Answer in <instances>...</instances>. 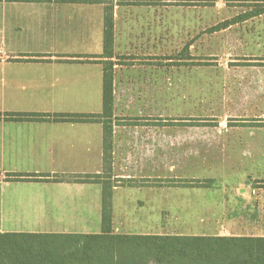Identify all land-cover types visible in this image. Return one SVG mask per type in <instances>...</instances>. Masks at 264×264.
<instances>
[{
    "label": "crops",
    "instance_id": "obj_1",
    "mask_svg": "<svg viewBox=\"0 0 264 264\" xmlns=\"http://www.w3.org/2000/svg\"><path fill=\"white\" fill-rule=\"evenodd\" d=\"M108 7L112 55L104 54ZM120 11L118 0H0V233H100L102 184L55 181L57 176L108 173L140 181L198 173V137L176 136L168 147L167 127L199 124L186 118L169 121L165 106L161 114L159 102L150 101L161 88L165 92V66L161 69L156 59L148 64L121 60L125 45L118 32L131 21ZM106 62L114 71L107 140L104 119L57 117L104 111ZM173 149L179 160L172 163L168 151ZM15 173L38 179H8ZM244 185H116L113 232L264 236V192ZM168 189L176 191L174 203H168ZM168 206L175 207L179 219L176 231L168 229ZM32 222L70 227L44 231L21 225ZM84 224L97 229L88 231Z\"/></svg>",
    "mask_w": 264,
    "mask_h": 264
},
{
    "label": "rangeland",
    "instance_id": "obj_2",
    "mask_svg": "<svg viewBox=\"0 0 264 264\" xmlns=\"http://www.w3.org/2000/svg\"><path fill=\"white\" fill-rule=\"evenodd\" d=\"M259 3L264 5V0ZM118 4L120 17L131 21L118 32L119 43L125 45L121 60L148 64L156 59L161 69L165 66V92L161 88V94H152L150 101L159 102L161 114L165 106L167 119L186 118L199 124L167 127L168 147L176 136L198 137L195 176L168 174L166 179L142 180L176 186L182 180L213 179L215 184H249L257 186L256 193L264 192V13L213 29L259 4L254 0H118ZM176 155L174 149L168 151L169 162L179 160ZM167 194L168 203H174L176 191L168 189ZM174 211V206L167 207L170 231L178 228ZM21 225L44 231L70 227L46 222ZM84 226L88 231L97 229L94 224ZM14 242L24 245L17 247ZM4 243L12 245L7 250L39 248L13 239Z\"/></svg>",
    "mask_w": 264,
    "mask_h": 264
},
{
    "label": "trees",
    "instance_id": "obj_3",
    "mask_svg": "<svg viewBox=\"0 0 264 264\" xmlns=\"http://www.w3.org/2000/svg\"><path fill=\"white\" fill-rule=\"evenodd\" d=\"M250 11L227 19L214 26L221 30L264 13V5L254 0ZM105 55L113 53V17L107 8L105 31ZM113 64L106 62L104 72V111L101 114H65L60 118L81 120H102L105 124L106 140L111 129L105 118L112 117L114 101ZM15 118L41 117L16 114ZM176 118H169L173 121ZM172 122H168L171 124ZM207 123V122H204ZM212 125V124H206ZM107 160V159H106ZM30 174H8V179L25 181L38 179ZM55 181L100 183L103 186L102 231L100 233H0L3 245L7 239L21 241L28 246H38V250H7L1 245L0 264H264V236H213L177 234H116L112 229V195L116 185L148 182L112 178L111 174H79L55 177ZM187 181V180H186ZM196 180H182L181 184L205 185L214 183ZM49 240V241H48ZM14 246L18 245L14 242ZM13 246V247H14Z\"/></svg>",
    "mask_w": 264,
    "mask_h": 264
}]
</instances>
